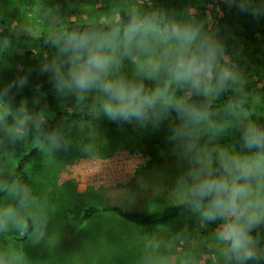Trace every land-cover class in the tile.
Segmentation results:
<instances>
[{
    "label": "clouds",
    "instance_id": "9594fccd",
    "mask_svg": "<svg viewBox=\"0 0 264 264\" xmlns=\"http://www.w3.org/2000/svg\"><path fill=\"white\" fill-rule=\"evenodd\" d=\"M227 2L264 17V0ZM7 46L0 42V51ZM54 46L55 55L42 71L58 94L79 104L91 100L92 110L112 122L153 129L169 122L168 142L185 165L177 179L183 204L201 224L216 226L211 238L223 264H259L264 243L255 230L264 224V125L249 120L232 102L214 106L225 93L243 88L215 34L195 18L177 19L133 5L117 27L61 34ZM129 64L131 71H125ZM27 83L22 76L0 87V102ZM20 114L19 126L6 130L13 139L28 131L23 106ZM229 129L239 137V151L219 143ZM37 130L49 150L61 146L59 129ZM0 191L12 201L0 204V232L20 227L27 214L42 235L45 216L31 189L13 180L0 182ZM8 261L0 257V264Z\"/></svg>",
    "mask_w": 264,
    "mask_h": 264
},
{
    "label": "rangeland",
    "instance_id": "374dc122",
    "mask_svg": "<svg viewBox=\"0 0 264 264\" xmlns=\"http://www.w3.org/2000/svg\"><path fill=\"white\" fill-rule=\"evenodd\" d=\"M154 1L63 0L62 7L55 4V0H0V42L8 43L7 48L0 51V87L19 75L27 64L39 63L42 59L36 42L7 38L3 33L18 37L37 36L71 21L90 23L115 19L120 10L126 12L133 5L147 10ZM172 2L163 3L158 11L177 19L195 18L206 31L215 34L223 44L226 61L241 75L242 92L230 91L220 98L230 97V102L239 95L253 98L264 91L263 63L247 67L232 64L233 58L249 61L260 56L246 37L241 11L229 6L227 0ZM124 70L131 71V65H126ZM53 94L64 110L92 109L91 100L79 104L70 95L62 96L56 90ZM249 102L256 105L258 101L253 98ZM0 106L7 107L12 113V101L4 98ZM25 113L33 126L47 117L44 112ZM16 115L22 118L20 109ZM168 128L167 120L158 129L127 124L114 134V142L98 147L100 156H94L93 151L68 143L70 131H60L61 146L52 151L38 136L37 126L28 134L13 139L6 131L9 128L0 125V182L11 183L22 151L30 145L37 146L39 156L14 180L31 189L45 216V226L39 236L31 219L33 232L25 247L18 238L23 233L21 227L30 218L27 214L23 225L0 232V257L8 256V264H223L211 238L216 226L201 224L191 212L169 225L156 228L135 225L105 211L88 220L83 219V210L90 206L100 210L118 207L123 211L150 213L182 203L177 192V179L185 165L168 142ZM219 143L239 151V137L231 129ZM128 147L153 148L160 162L148 168L152 157ZM113 156H127L133 161L135 172L128 181L111 182L97 174L99 160ZM0 194V204L12 202L7 192L0 191Z\"/></svg>",
    "mask_w": 264,
    "mask_h": 264
},
{
    "label": "trees",
    "instance_id": "16d2710c",
    "mask_svg": "<svg viewBox=\"0 0 264 264\" xmlns=\"http://www.w3.org/2000/svg\"><path fill=\"white\" fill-rule=\"evenodd\" d=\"M170 0H155L147 10H158L163 3ZM172 1V0H171ZM179 0H173L172 3L176 4ZM55 4H60L63 7V0H55ZM126 12L120 10L115 19L104 21H92L90 23H77L68 22L66 25L55 28L54 31H45L37 36L27 35L18 37L9 32L3 33V36L12 39H21L34 41L38 44L42 54V59L39 63L27 64L19 75L10 79L7 84L15 81L18 77L26 76L28 83L21 90L13 89L12 92L5 97L6 101H12V113L7 107L0 106V125L7 128H15L19 126L21 118L17 117L16 112L24 107L25 111L30 114L44 112L47 117L38 125L41 130L59 129L63 132L70 131L67 136L68 143L75 145L79 149L84 148L93 151L92 155L100 156L97 154L98 147L114 142L112 138L115 133H119L127 124L120 122H112L108 120L103 114L94 112L91 108L84 107L76 110H64L61 108L57 98L53 94L55 91L51 77L42 71V66L50 61L55 55L54 40L57 36L66 33L79 32L87 29H100L109 30L117 27L121 23V19L125 16ZM241 22L246 33L247 39L254 44L258 58L250 59L249 61L241 60L238 58L232 59V64L236 67H247L253 64H264V17L255 18L252 15L241 13ZM2 86V87H3ZM255 98L258 102L253 105L249 101ZM249 97L239 95L237 98H231L232 103L239 105L245 110L248 119L259 124L264 125V91L256 97ZM230 97H222L214 102L215 107H221L226 102H229ZM16 109V111H15ZM33 123L27 122V134L32 131ZM40 137V131L37 130ZM42 137V136H41ZM40 137V138H41ZM131 151H139L152 157L147 164L151 168L158 164L160 160L156 158L153 148L142 149L128 147ZM60 152V151H58ZM39 156V148L37 146H28L22 151L17 159L15 173L12 180L19 177L24 173L27 167ZM106 156V155H105ZM2 194V193H1ZM0 194V195H1ZM100 211L115 213L118 217L126 220L135 225L144 227H162L179 219L185 213L190 211L182 203L174 206L164 207L160 210L146 213L140 211H123L118 207L104 208L100 210L97 207L90 206L83 210V219L88 220ZM23 230L22 236L18 238L20 244L25 247L27 240L33 232V223L31 218L27 219L26 225L21 227ZM262 238L264 243V224L259 225L255 230ZM259 264H264V259L259 261Z\"/></svg>",
    "mask_w": 264,
    "mask_h": 264
},
{
    "label": "built area",
    "instance_id": "2783aa9c",
    "mask_svg": "<svg viewBox=\"0 0 264 264\" xmlns=\"http://www.w3.org/2000/svg\"><path fill=\"white\" fill-rule=\"evenodd\" d=\"M129 157V156H128ZM100 167H97V174L103 176L105 180L124 182L128 181L135 172V165L129 158L122 156H113L106 159H100Z\"/></svg>",
    "mask_w": 264,
    "mask_h": 264
}]
</instances>
